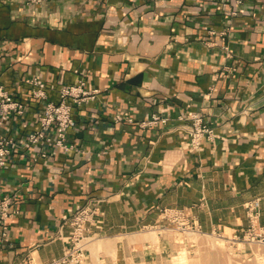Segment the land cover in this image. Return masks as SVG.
Returning a JSON list of instances; mask_svg holds the SVG:
<instances>
[{
	"label": "crops",
	"instance_id": "obj_1",
	"mask_svg": "<svg viewBox=\"0 0 264 264\" xmlns=\"http://www.w3.org/2000/svg\"><path fill=\"white\" fill-rule=\"evenodd\" d=\"M31 79L54 103L80 80L98 94L72 110L75 150L42 158L37 146L0 168V191L15 197L0 264L61 258L66 219L93 200L82 264H162L168 243L152 247L144 231L169 226L163 210L228 243L259 199L264 228V0H0V86L26 105L8 133L37 128ZM192 114L214 135L198 152L187 149ZM152 115L165 122L139 126ZM256 250L264 259L261 245L237 256Z\"/></svg>",
	"mask_w": 264,
	"mask_h": 264
},
{
	"label": "built area",
	"instance_id": "obj_2",
	"mask_svg": "<svg viewBox=\"0 0 264 264\" xmlns=\"http://www.w3.org/2000/svg\"><path fill=\"white\" fill-rule=\"evenodd\" d=\"M47 0H25L26 5H40ZM240 4L242 0H234ZM226 33L223 32L222 36ZM226 50V48H223ZM229 56V53L226 54ZM32 97L42 102L38 116L37 128L22 135L8 133L5 123L12 118H19L25 114L26 105L13 98L2 86H0V168H6L15 154L22 152H33L37 146H41L43 151L39 156L44 158L51 150H61L64 153L75 150L74 146L68 142V130L74 125L72 110L80 107L84 103L93 101L98 91L88 90L85 83L80 80L76 85L62 86L58 89V101L56 103L47 100L45 84L39 79H31ZM120 120V117H116ZM131 123L132 119L126 118ZM190 121L186 131L187 149L189 152H198L201 142L212 140L214 135L212 130L198 114L189 115ZM157 115H152L150 119L139 124L140 127L153 126L164 123ZM14 195L2 193L0 191V225L2 236H6L5 221L12 215V204ZM101 200H93L86 205L80 206L66 219L69 226L68 245L61 258L53 260L50 264H82L85 259L83 241L88 226L94 221L97 215L98 204ZM259 199L252 200L245 204L249 226L244 234L235 239L229 240L232 246L261 245L264 246V228L256 225L258 218ZM163 219L176 225L182 231L197 232L196 227L188 223L187 217L181 210H163ZM262 256V255H261ZM263 258V256H262Z\"/></svg>",
	"mask_w": 264,
	"mask_h": 264
},
{
	"label": "rangeland",
	"instance_id": "obj_3",
	"mask_svg": "<svg viewBox=\"0 0 264 264\" xmlns=\"http://www.w3.org/2000/svg\"><path fill=\"white\" fill-rule=\"evenodd\" d=\"M144 233L159 234L155 241L147 239V241H150L148 244L152 247L160 245L161 241L168 243L169 247H166L167 251L162 258V264H179L178 259L180 258L179 255L181 252L186 253L185 257L188 259L185 258V261L187 260L186 264H214L215 262L217 263V261L218 264H264V259L257 250L254 251L255 253L252 255V259H243L237 256V250L241 248L240 245L232 246L216 237L201 235L191 231H182L177 229L176 225L169 224V226L166 225L164 228L147 229ZM170 234L173 236L179 235L183 239V244H178L179 246L177 244L174 245L173 242L175 241H173V236ZM201 244L206 245L202 246L204 249H201ZM178 253L180 254L178 255ZM225 261H227V263ZM181 264H185V262Z\"/></svg>",
	"mask_w": 264,
	"mask_h": 264
},
{
	"label": "bare ground",
	"instance_id": "obj_4",
	"mask_svg": "<svg viewBox=\"0 0 264 264\" xmlns=\"http://www.w3.org/2000/svg\"><path fill=\"white\" fill-rule=\"evenodd\" d=\"M164 232V231H163ZM168 234V233H167ZM171 236H173L172 234H170ZM168 236H169V234H168ZM170 237V236H169ZM145 238V240L147 241V239H150V241L152 240V241H155V240H157V235H156V233H149V234H146V236L144 237ZM150 241H148V242H150ZM158 241H159V239H158ZM173 241H175V242H173V244L174 245H181V244H183V239L178 235V236H173ZM199 242V241H198ZM201 242V241H200ZM153 243V242H152ZM204 244H206V243H204ZM178 245V246H179ZM202 246H206V245H202L201 244V249H204V248H202ZM208 247V246H207ZM207 247H205V248H207ZM210 247V246H209ZM210 249H212V248H210ZM211 251V250H210ZM179 252V251H178ZM214 252V251H213ZM180 253H178V255H179ZM186 253L184 252V253H182L181 252V254L179 255V264H181V263H184L185 262V264H186V261L188 260L185 256ZM215 256V255H214ZM185 258L187 259L186 261H185ZM215 258V257H214ZM216 259V258H215ZM221 259V258H220ZM226 263H227V261H225ZM216 263V262H215ZM214 263V264H215ZM216 264H218V261H217V263ZM231 264V263H230ZM232 264H234V263H232Z\"/></svg>",
	"mask_w": 264,
	"mask_h": 264
}]
</instances>
